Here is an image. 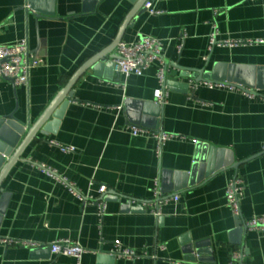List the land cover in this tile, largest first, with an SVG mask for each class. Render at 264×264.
Returning a JSON list of instances; mask_svg holds the SVG:
<instances>
[{"label":"crops","instance_id":"crops-1","mask_svg":"<svg viewBox=\"0 0 264 264\" xmlns=\"http://www.w3.org/2000/svg\"><path fill=\"white\" fill-rule=\"evenodd\" d=\"M153 2L160 13L144 6L123 40L146 35L162 42L167 102L161 105L154 97L158 62L141 76L126 78L104 64L115 61V48L107 62L89 68L74 85L58 123L50 118L49 134H38L2 184L9 197L0 211V238L40 246L0 242V264H230L235 253L240 264H264V236L239 227L226 199L230 179L239 176L245 187L242 220L264 215V42L257 43L264 41V0ZM55 8V15L45 16L31 10L27 0H0V45L26 39L42 60L31 70L28 85L0 78V117L13 115L26 127L80 67L112 44L133 2L100 0L84 11L83 0H57ZM213 35L241 44L211 46ZM216 67L237 74L241 82L231 83L258 95L197 83L194 72L182 69ZM252 79L253 86L245 84ZM140 118L143 124L133 122ZM132 125L177 137L158 154L156 139L133 135ZM201 143L218 148V165L221 158L242 163L237 169L223 166L176 192L179 200L164 202L156 217L151 212L155 180L162 185L165 172L191 173L196 158H207L199 151ZM59 178L93 197L107 187L104 217ZM179 183L187 185L188 178ZM58 240L78 242L88 252L80 260L55 255L50 245ZM117 241L144 255L118 258L111 253ZM195 243L205 244L190 252Z\"/></svg>","mask_w":264,"mask_h":264},{"label":"built area","instance_id":"built-area-1","mask_svg":"<svg viewBox=\"0 0 264 264\" xmlns=\"http://www.w3.org/2000/svg\"><path fill=\"white\" fill-rule=\"evenodd\" d=\"M153 0H149L145 4V8L151 14H158L160 11L153 7ZM263 40H258L257 43H263ZM241 44L240 41L225 40L217 41L215 35L212 36L211 46H233ZM118 57L115 59V70L124 77L131 75L141 76L148 68L152 67L156 62L159 67L156 72L158 87L154 91V97L157 103L165 104L167 102L168 93L166 91L167 84V68L163 58V44L156 38L142 35L133 41L122 40L117 47ZM42 60L38 58L30 49L26 39L21 40L12 45H0V78L11 80L16 86L28 85L31 70L40 65ZM209 87L228 86L231 89H238L248 97H256L257 91L251 88L244 87L238 84L228 82H205ZM130 132L133 135H146L153 137L157 141V152H161L163 145L170 139L177 137L175 134L163 131H151L139 127L138 125L130 126ZM66 152H74V147H61ZM70 186L71 193L79 198L83 205H96L99 217L102 219L107 212V202L105 196L107 194V187L101 186L99 188V195L93 197L91 195H84L72 183L67 182L66 179L59 178ZM153 198L151 201V212L156 217L161 215V205L171 199L178 201L180 196L178 194L168 196L162 190L160 178H157L154 183ZM244 181L239 176H234L230 179L226 189L227 204L236 217L241 215V200L244 196ZM243 226L249 230L260 232L264 236V215H255L249 220H243ZM0 242L7 245H25L31 247H38L40 244L30 241H15L10 238H0ZM51 252L55 255L72 256L81 259L84 253L88 250L80 245L78 242L69 240H58L50 245ZM111 253L121 259H137L144 254L138 253L135 249L124 246L120 242H115ZM240 254H234V260L230 264H240ZM171 264H183L182 261H174Z\"/></svg>","mask_w":264,"mask_h":264},{"label":"water","instance_id":"water-1","mask_svg":"<svg viewBox=\"0 0 264 264\" xmlns=\"http://www.w3.org/2000/svg\"><path fill=\"white\" fill-rule=\"evenodd\" d=\"M56 1L57 0H27V4L30 9L35 11L39 15L45 16H53L56 12ZM100 0H83V10L88 11L91 10L93 6H95ZM133 2V8L128 13L123 25L121 26L116 39L112 42L110 46L101 52L97 53L91 59H89L82 67H80L74 75L71 77L66 86L59 92V94L55 97V99L50 103V105L45 109V111L41 114L39 119L33 124L26 127V125L16 119L13 115L9 117H0V211L4 212L7 199L9 197V193L5 192L2 188V184L6 177L8 176L11 169L15 166V164L24 160L22 157L25 150L32 143V141L38 137V134L48 135L50 128L48 123L50 122V118L52 117L54 125L58 123L60 120L62 113L69 102V99L73 96V87L77 83V81L85 74V72L89 68L96 69L101 66L102 63L107 62L106 56L117 47L118 43L123 40L125 31L127 27L131 24V22L135 19L137 15H139L142 11H144V6L149 0H131ZM111 55V54H110ZM118 55H111V58L115 60ZM106 64L107 67L114 66L115 61H108ZM231 67L230 69H232ZM185 71L194 72V77L197 83L200 82H218L219 81H227L231 82H241L238 79V75L232 74V71H226L220 73L219 69L214 68L212 71H206L205 69H191V68H182ZM224 71V70H223ZM185 75V74H184ZM187 76V75H186ZM169 84V82H167ZM245 84L249 86H253V79L250 82H246ZM157 109H160L161 106L159 104L155 105ZM156 115V113H155ZM136 123H144L142 119L133 120ZM200 152H207L206 160L204 158L195 160V165L191 173L182 174V173H174L169 171L165 172V181L162 183V190L164 193L173 192V195L176 192H180L181 190L187 188V186H193L197 183H200L204 180L205 176L209 177L216 172H218L223 166H232L237 169L242 162L232 163L231 161L227 162L220 159V163L218 165V148L209 146L207 144H200L199 146ZM219 153V154H218ZM221 157V156H220ZM204 170V175L202 172ZM172 175V177H171ZM204 176V177H203ZM181 177L188 178V184L183 185L179 183ZM171 181H169V179ZM174 181V182H173ZM185 184V182H183ZM238 225L242 227L243 220L241 216L238 217ZM205 243H195L190 244L187 248L190 252L195 250V247H202ZM199 252V251H197Z\"/></svg>","mask_w":264,"mask_h":264}]
</instances>
